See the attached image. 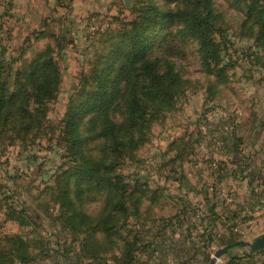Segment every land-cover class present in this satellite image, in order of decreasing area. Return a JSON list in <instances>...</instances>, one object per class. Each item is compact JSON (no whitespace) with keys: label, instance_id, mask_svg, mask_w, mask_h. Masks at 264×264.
I'll use <instances>...</instances> for the list:
<instances>
[{"label":"rangeland","instance_id":"1","mask_svg":"<svg viewBox=\"0 0 264 264\" xmlns=\"http://www.w3.org/2000/svg\"><path fill=\"white\" fill-rule=\"evenodd\" d=\"M195 1L73 0L66 5L56 0H0V59L10 62L14 71L49 46L59 68L55 96L44 105L45 112L39 121L33 123L25 134L16 125L0 131L2 251L15 249L6 244L5 239L17 235L29 241V251L34 257L32 264H48L51 260L58 261L54 264H92L77 262L75 258L79 238L84 236L82 231L72 234L56 219L59 215L56 196L60 187L59 176L64 172L72 173L77 165L66 148L63 132L62 121L67 105L76 100L80 92L92 89V73L104 69L106 62L112 61V44L119 43V32L136 19L140 9L155 5L161 10L175 12L193 6ZM208 2L220 29L216 39H221L224 50L215 68L213 65L210 70L204 67L197 40L182 34L178 21L168 23L161 32L166 35L165 39L151 49L149 58L160 59V64L164 59L170 60L179 73L182 85L173 105L159 111L147 103V111L151 114L146 126L129 132L123 127L117 139L121 144H117L111 135L101 133L103 117L100 114L88 115L79 127L84 154L91 161L104 163L109 175L116 174L122 183L131 187L139 185L144 190L142 209L153 206L150 208L153 213L144 216L146 227L154 226L153 220L170 218L176 209L187 207L192 218L201 216L202 204H191L184 191L192 187L200 190L203 196L204 189L211 187V182L205 178L207 163L213 161L211 166L220 174L226 168L219 158L210 154L215 150L208 145L233 142L237 143L240 152V146L246 140L258 139L250 135L252 128L264 130V122H260L264 120V68L252 62L256 55H261L264 62V52L259 55L254 47L257 27L247 16L250 0ZM226 64L229 68L224 74L226 82L222 83L218 69ZM138 95L144 99V92L138 90ZM125 117V99L120 98L108 111V118L120 124ZM172 144L178 149H169ZM184 147L187 148L184 158L171 165L188 181L182 190L180 182L172 179L166 163ZM201 160L202 164H199ZM96 183L87 178L81 180L82 191L76 195L73 176L70 180L74 206L94 218L107 203L113 205L119 193L112 184ZM220 187L218 183V193ZM154 189H160L162 193L157 202L149 196ZM9 208H25L22 215L29 224L11 218ZM189 211L183 213L185 217L182 218L186 227L192 225L187 223ZM129 223L134 227L133 219ZM262 233L264 226H259L246 231L244 237L235 235L234 238L252 242ZM127 235L125 230L117 231V236L112 237V246L107 249L108 256L122 251ZM94 239L103 244L106 241L102 232H98ZM222 242L221 239L220 245L224 247ZM108 246L105 245L104 249ZM234 248L239 255L238 264H247L243 256L249 248L244 245ZM260 253L254 255L252 263L261 261Z\"/></svg>","mask_w":264,"mask_h":264},{"label":"trees","instance_id":"2","mask_svg":"<svg viewBox=\"0 0 264 264\" xmlns=\"http://www.w3.org/2000/svg\"><path fill=\"white\" fill-rule=\"evenodd\" d=\"M56 1L66 5L72 2V0H67V3L64 0ZM208 4V0H196L193 6L182 7L175 12L161 10L155 5H148L140 9L136 19L130 22L126 29L119 32V43L112 44L110 52L112 61L106 62L107 67L104 69L92 73V89L80 92L78 98L70 101L67 105L62 121L63 132L66 148L70 150V155L77 165L72 173L64 172L59 176L58 186L60 185V187H58L56 195L59 215L56 216V219L72 234L81 231L84 234L79 238V249L75 253L77 262L141 264L140 253L150 255L157 250L158 245L155 241L157 230L158 236L163 237L165 234L162 233V230L171 227L173 221L176 220L175 222L179 226L185 224L186 221L180 220L179 216L185 217L183 213L186 212L187 207L168 219L153 220L151 222L154 226L146 227L144 214L151 212L152 206L149 205L142 209L141 198L145 195L144 190L139 185L131 187L122 183L120 176L116 174L109 175L104 163L91 161L84 154L83 138L79 135V127L88 115L100 114L103 117L101 133L106 136L111 135L117 144H121L117 139L123 127H126V131L129 132L134 128L146 126L151 114L147 111V103L153 104L155 110L159 111L167 110L173 105L182 85L179 73L174 70L170 60L164 59L160 64V59L151 60L149 58L151 49L165 39L166 35L161 32L168 23L178 21L181 25L180 32L197 40L204 67L210 70L213 65L215 68L220 62V55L224 50L221 39H216L219 37L220 29L215 23L214 13ZM247 16L253 19V23L257 27V31L254 32V47L258 51L257 54L260 55L264 52V0H250ZM252 62L253 65L264 68L261 55L260 57L256 55ZM223 66L218 69V75L219 80L225 83L224 74L229 65ZM12 70L10 62L0 59V131L4 128L20 126L25 134L30 130L32 124L38 122L44 115V105L54 98L59 80V68L54 58L53 49L47 46L44 50L36 53L27 64ZM138 90L144 92V99L139 97ZM120 98L125 99L126 117L122 123L116 124L108 118V111L116 105ZM226 143L227 141L217 144L216 147L225 150ZM232 146L238 151L237 143H233ZM169 149H178V146L172 144ZM186 149L185 147L180 149L166 163L169 165L168 170L172 179L179 181L182 187H186L188 181L171 165L185 156ZM231 155L233 154L231 153ZM233 158L239 174L246 172L247 175H252L245 156ZM72 176L76 195L82 191L80 181L85 178L94 183L104 181L108 185L112 184L119 191L114 204L107 203L95 218L81 212L74 206L70 195ZM209 189L213 191V196L218 198V188L215 186L204 189L206 198L205 204L201 207L208 206L205 212L209 213L213 221L220 215L229 217L230 211L215 209V203H211L207 197ZM149 196L152 201L156 200L155 202H157L162 193L160 189H154ZM8 211L12 215L11 218L20 220L22 224H29L26 217L22 215L25 208L21 210L9 208ZM233 212L235 213V211ZM132 219L134 227H131L132 224L129 223ZM231 227L234 228L233 225H230ZM121 230H125L128 234L122 251L119 254L108 256L107 249L112 246V237L117 236V231ZM185 230L187 231L188 227ZM98 232H102L106 237L104 244L109 245L106 249H104L103 242L94 239ZM215 235L214 228L207 233L204 231L200 238V247L206 249V246L213 242ZM5 242L15 249L2 251L0 246V264H11L14 261L18 264L34 262V257L29 251V241L12 235L7 237ZM241 243L242 241L236 240L233 235L222 242L223 246L229 247V249L242 246ZM204 254L203 262L208 264L210 253ZM65 259L69 260L67 257ZM234 259H237L236 254L230 256V262H233ZM56 262L58 261L51 260L48 264ZM180 264H186V261Z\"/></svg>","mask_w":264,"mask_h":264},{"label":"crops","instance_id":"3","mask_svg":"<svg viewBox=\"0 0 264 264\" xmlns=\"http://www.w3.org/2000/svg\"><path fill=\"white\" fill-rule=\"evenodd\" d=\"M260 122H264V120ZM250 135L253 137L256 136L258 139L246 140V143H242L240 146V152L233 149V142H227L225 144L227 150H222L213 143L208 145L212 150L220 151H213L210 154L215 158H219L220 163L226 165V168L225 171L220 174L211 166L213 161H211L212 163H207L208 167L205 172V178L211 182V187L215 186L217 188L218 183L221 186V192H217L218 198L217 196H213L212 190V195L209 193L207 197L210 196L209 199L211 203H215L216 210L225 212L230 211L229 217L220 215V217L218 216L213 221L209 213L205 212L208 208V206H205L206 209L203 207L199 209L202 214L201 216L195 215V219L192 218L193 215L190 213L189 209L186 208L185 210L190 213V219L187 223L192 224L189 227L186 223L189 232L185 230V225L179 226L175 221L172 222L171 227L162 230V233L165 234L163 237L158 236V230L156 231V229L153 228V230L156 231L157 236L155 237V241L158 247L157 250L150 255L140 253L139 259L141 264H180L184 261H186V264H204V253L209 252L211 255L216 249L222 247L220 245L221 239L224 241L230 235H236L237 237H241L240 235H242V237H244L246 231L249 229L264 226V130L261 127L252 128ZM260 137L261 140H259ZM218 148L219 150H216ZM230 152L233 155H231ZM238 156H245V160L252 173L251 176L247 175L246 172L239 174V171H237L238 168L234 163L235 159L233 157L236 158ZM202 161L203 160L199 161V164H202ZM181 189L184 190L182 186ZM184 192L185 196H188L191 204L200 203L202 206L205 204L206 194L204 191L202 192L204 198L200 193L201 191L194 190V188H190ZM216 201L221 203L219 204ZM180 211L182 212L183 209H176L173 215ZM233 211H235V213ZM152 213L153 211L148 215ZM182 217L183 216H179V219H182ZM230 225H233L234 228H230ZM212 228H214L216 232L213 242L207 245L206 249H202L199 244L201 235L204 231L207 233ZM233 229H236V231ZM235 252H237L235 248L229 249L228 253L222 256L217 264H238L240 260L239 255H236L237 259L230 262V256L236 254ZM256 253L261 254V258L259 259L261 261L252 263ZM256 253L249 255L244 254L243 259L247 264H262L261 262L264 261V249Z\"/></svg>","mask_w":264,"mask_h":264},{"label":"water","instance_id":"4","mask_svg":"<svg viewBox=\"0 0 264 264\" xmlns=\"http://www.w3.org/2000/svg\"><path fill=\"white\" fill-rule=\"evenodd\" d=\"M241 244L249 248V250L245 252L246 255L264 249V233L256 237L252 242H242ZM228 250L229 247H221L215 250L210 257L208 264H216L222 256L228 253Z\"/></svg>","mask_w":264,"mask_h":264},{"label":"built area","instance_id":"5","mask_svg":"<svg viewBox=\"0 0 264 264\" xmlns=\"http://www.w3.org/2000/svg\"><path fill=\"white\" fill-rule=\"evenodd\" d=\"M234 231H236V229H233Z\"/></svg>","mask_w":264,"mask_h":264}]
</instances>
